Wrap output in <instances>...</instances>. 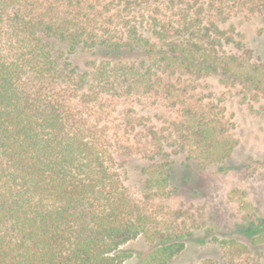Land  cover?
Here are the masks:
<instances>
[{
  "label": "trees",
  "instance_id": "16d2710c",
  "mask_svg": "<svg viewBox=\"0 0 264 264\" xmlns=\"http://www.w3.org/2000/svg\"><path fill=\"white\" fill-rule=\"evenodd\" d=\"M252 15L264 23V0H0V264H123L121 246L139 236L152 245L141 264L182 253L194 227L131 196L104 108L142 94L180 99L187 76L260 100L264 59L230 24ZM77 54L92 57L80 66ZM183 103L181 120L148 139L152 198L169 197L173 150L224 171L236 146L219 106ZM237 231L250 243L212 236L224 264H264V217Z\"/></svg>",
  "mask_w": 264,
  "mask_h": 264
},
{
  "label": "rangeland",
  "instance_id": "374dc122",
  "mask_svg": "<svg viewBox=\"0 0 264 264\" xmlns=\"http://www.w3.org/2000/svg\"><path fill=\"white\" fill-rule=\"evenodd\" d=\"M230 24L242 34L255 59H264V23L260 16L234 17ZM92 56L77 54L73 61L83 66ZM183 78L182 97L166 100L160 93L134 95L107 102L101 126L114 144L111 150L118 162L123 182L131 196L158 218H176L178 224L192 225L195 237L186 241L185 250L170 264H224V253L217 241L235 239L249 244L250 238L238 233L240 225L253 217H264V97L243 101L237 88L221 84L216 76L189 83ZM186 101L194 108L214 102L228 124L227 135L236 142L224 171L203 166L189 159L187 152L172 151L168 198L150 197L144 169L153 162L148 139L153 132L181 120ZM219 106V107H218ZM208 228L214 229L208 234ZM206 239L202 245L200 240ZM152 245L143 236L121 246L129 254L123 264H141L140 254ZM264 253V246L261 250ZM264 258V257H262Z\"/></svg>",
  "mask_w": 264,
  "mask_h": 264
}]
</instances>
